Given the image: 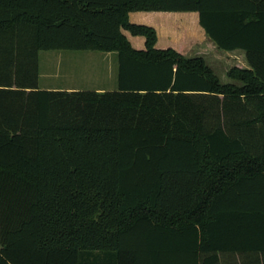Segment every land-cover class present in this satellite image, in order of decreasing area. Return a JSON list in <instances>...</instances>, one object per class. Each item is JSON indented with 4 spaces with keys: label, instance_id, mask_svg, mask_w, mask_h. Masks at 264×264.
I'll return each mask as SVG.
<instances>
[{
    "label": "trees",
    "instance_id": "trees-1",
    "mask_svg": "<svg viewBox=\"0 0 264 264\" xmlns=\"http://www.w3.org/2000/svg\"><path fill=\"white\" fill-rule=\"evenodd\" d=\"M153 10L248 68L156 48ZM41 50L117 52L116 89L41 88ZM0 264H264V0H0Z\"/></svg>",
    "mask_w": 264,
    "mask_h": 264
},
{
    "label": "rangeland",
    "instance_id": "rangeland-1",
    "mask_svg": "<svg viewBox=\"0 0 264 264\" xmlns=\"http://www.w3.org/2000/svg\"><path fill=\"white\" fill-rule=\"evenodd\" d=\"M138 15V14H134ZM171 25L159 27L157 48L172 47L185 57L204 55L221 82H231L226 75L233 65H241L240 54L223 55L206 43L204 31L195 12H179ZM134 20V16L131 18ZM136 49L142 36H131L124 31ZM177 40L175 45L168 40ZM139 41V42H138ZM143 47V44L141 45ZM177 48V49H176ZM178 49H182L181 53ZM117 52L41 50L38 54V84L40 87L77 86L78 88H115L118 68Z\"/></svg>",
    "mask_w": 264,
    "mask_h": 264
},
{
    "label": "crops",
    "instance_id": "crops-1",
    "mask_svg": "<svg viewBox=\"0 0 264 264\" xmlns=\"http://www.w3.org/2000/svg\"><path fill=\"white\" fill-rule=\"evenodd\" d=\"M181 12H195V13H197V16H198V12H196V11H181ZM176 13H179V11H176V12L156 11V10H153V11H132V12H129L128 19H129V22H131V23L140 24V25H146V26H150V27L154 28L155 31H156V35H157V41H156V44H157L158 43V39H159V30H158L159 27H161L164 23H166V25H168V24L171 25L172 21H175L176 19L179 18L178 15H175ZM134 14H138V15H134ZM133 16H134V20H131V18ZM124 31H123V33H124ZM203 31H204V29H203ZM125 36L127 37L129 42L131 43V41L128 38V36L126 34H125ZM131 36H133V35H131ZM134 37H136V36H134ZM201 39L202 40L205 39L206 43L211 44L212 46H214L217 50L220 51V53H222L225 56L226 55H232V54H240L242 56V58H243V61L241 62V65H233V66L239 67V68H248V64H247V61H246V58H245V52L242 49H234V50L218 49L216 47L215 43L205 33V31H204V37L201 38ZM176 41L177 40H171L170 39V40H168V43H172L173 45H175ZM139 43L140 44H139V46H137L136 49H143L144 48V39H143L142 43L141 42H139ZM142 44H143V47L141 46ZM156 44H155V46H156ZM167 48H172V47H167ZM159 49H165V48H159ZM178 50L181 53H183L182 49H178ZM194 56H201L206 61V63L210 66V64L207 62V60H206L204 55H194ZM194 56H188V57H194ZM233 66H231V67H233ZM230 80H231V82H223V83H233L234 82L232 79H230ZM116 87H117V84H116ZM116 87L115 88H109V89L98 87V88H94V89H91V90H97V91L114 90V89H116ZM41 88H45V89H63V90H67V91L85 89V88H78L77 86L41 87Z\"/></svg>",
    "mask_w": 264,
    "mask_h": 264
}]
</instances>
